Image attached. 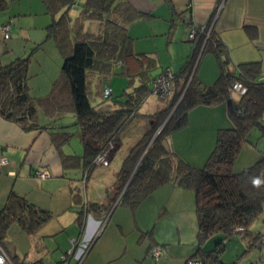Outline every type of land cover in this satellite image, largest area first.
I'll return each instance as SVG.
<instances>
[{
	"label": "crops",
	"instance_id": "0c3cea01",
	"mask_svg": "<svg viewBox=\"0 0 264 264\" xmlns=\"http://www.w3.org/2000/svg\"><path fill=\"white\" fill-rule=\"evenodd\" d=\"M127 1L140 13L127 26L132 55L125 57V69L120 73L126 75L131 88L122 87L121 91H113V95L132 91L140 82L139 72L145 71L149 77L165 68L181 72L192 60L194 45L188 39L192 21L205 24L207 30L215 32L227 54L230 70L236 71L242 62L259 61L258 78L264 80V0H224L218 13L217 6L222 0ZM9 61L4 62L0 54V64ZM194 70L203 84H212L221 72L217 54L210 50L199 53ZM113 75L103 78L101 87L108 85ZM97 87L93 81L94 104L104 100L96 93ZM150 95L141 104L139 114L121 131L108 163L92 168L84 184L80 183L84 173V149L79 126L74 121L81 151L66 146L71 138L57 148L46 129L24 130L0 115V155L7 158V163L0 167V209L13 190L51 213V217L33 232L25 231L16 222L9 225L0 244L14 264L24 261L56 264L74 238L88 249L79 261L75 256L70 257L68 264H185L199 250L214 248L219 239L223 244L220 255L223 263L245 264V257L255 246L243 254L249 238L241 233L227 237L218 233L203 241L198 239L194 190L179 184L171 175L133 204L120 200L124 188L123 185L119 188L123 181L120 171L129 148L152 123L150 114L164 107L153 98L150 101ZM237 98L238 94L232 93L233 101ZM147 101L152 103L146 104ZM111 106L119 105L112 103ZM68 114L72 115L70 112L62 114L57 123L66 125L61 121ZM38 119L46 123L52 117L42 110ZM231 124L226 101L198 104L189 109L184 125L165 138L168 149L163 147L173 157H179L191 166L202 167L214 147L217 129ZM249 131L240 149V152L243 149L247 152L244 167L257 161L260 152L261 156L264 154V149L259 152L256 147L264 130L255 136L249 135ZM63 156L72 160L64 164ZM116 156V169H110L108 166ZM36 169H46L50 176L39 178L34 174ZM12 230L23 235L29 245L26 247L25 243L18 241L21 244L18 246L11 241L9 233ZM250 233L262 234L252 229ZM155 246L162 249L158 259L150 254Z\"/></svg>",
	"mask_w": 264,
	"mask_h": 264
},
{
	"label": "trees",
	"instance_id": "16d2710c",
	"mask_svg": "<svg viewBox=\"0 0 264 264\" xmlns=\"http://www.w3.org/2000/svg\"><path fill=\"white\" fill-rule=\"evenodd\" d=\"M41 1L45 12L52 17L46 25L47 35L53 37L62 64L49 91L40 96L31 94L28 83L32 52L0 64V115L24 130L46 129L60 148L73 132L66 128L67 124L57 123L58 119L62 114L72 113L80 130L83 171L87 177L96 165L95 156L109 146L113 148L123 128L139 114L141 104L152 93L151 82L158 73L149 77L145 71L139 72L140 82L132 91L104 96L102 79L123 73L125 57L132 55V40L126 29L140 13L127 0H83L80 11L72 17L69 9L75 0ZM6 6V0H0V9ZM70 32L75 35L72 43L67 42ZM194 43L192 60L181 72L172 71V93L168 98L157 97L165 101L164 107L150 114L152 123L129 148L120 171L123 181L119 188L124 186L120 200L133 204L171 175L179 184L194 190L198 239L203 241L218 233L227 237L241 225L244 229L240 233L249 238L244 254L262 235L251 234L250 225L264 210V155L237 172L233 163L247 132L254 126L264 130V80L258 78L260 62H242L236 71L230 70L223 44L212 29L206 40L200 35ZM201 47L202 52L210 50L218 56L221 72L212 84H203L195 76ZM93 81L98 86L96 93L104 99L99 104L93 101ZM235 81H240L246 90L233 101L231 86ZM110 100L113 102L104 103ZM221 101L228 103L232 124L217 129L214 147L202 167L191 166L165 150L162 140L184 125L189 109ZM112 103L119 106L113 108ZM40 109L52 120L39 122ZM63 160L66 164L72 158L63 156ZM255 180L260 181L258 186ZM50 217L49 210L11 190L0 209V238L13 222L33 232ZM222 250L219 239L214 248L199 250L192 257L199 258L202 264H225L220 260Z\"/></svg>",
	"mask_w": 264,
	"mask_h": 264
},
{
	"label": "rangeland",
	"instance_id": "374dc122",
	"mask_svg": "<svg viewBox=\"0 0 264 264\" xmlns=\"http://www.w3.org/2000/svg\"><path fill=\"white\" fill-rule=\"evenodd\" d=\"M75 1L76 2L74 6H71L69 9V14L72 16H75L77 12L80 11L83 0ZM6 4L7 6L5 8L0 9V25L1 23H8L9 26L7 37L4 36L2 30L0 29V54L2 59L4 62H7L17 55L23 57L32 52L28 66V83L30 85V92L34 96L44 95L49 91L50 84L54 77L57 76L63 61L62 55L59 52L53 37L47 35L46 25L51 21L52 17L48 13H44L45 8L41 0H6ZM74 36V33L70 32L68 34L67 42L72 43L74 41ZM38 42H40L39 45H37ZM33 47L36 48L33 50ZM130 84L131 83L128 81L126 75L122 74H114L108 81V85L113 88L112 91L114 92L121 91L122 87L130 89ZM150 94V101H152L151 98H153L159 105L165 103V101L156 99V96L153 93ZM168 97L169 95L166 98ZM151 103L152 102L147 101L146 104ZM41 112L42 110L40 109L38 114L40 115ZM39 119H41L40 116ZM73 121L74 117L71 114L64 116L63 120L61 121L63 123L69 124L67 128L74 132L66 146L70 147L73 151H81L82 144L79 141V136L77 133L78 129L76 125H74ZM257 132L262 131L259 130L258 127L254 126L251 128V131H249V135L255 136ZM256 147L259 152L261 149H264V134L259 137ZM239 153L240 154H238L237 159L234 161V168L236 171L242 169L244 165H246L243 164L246 163L244 160L245 154L247 155L246 149H243ZM259 157H261V152ZM117 160L118 157L116 156L111 160L108 167L110 169H116L115 165H117ZM108 161L109 158L106 160V162L99 165H105L108 163ZM95 166H97V164ZM80 183L83 184L82 182ZM250 228L252 230L260 231L262 234H264V210H262L258 217L252 221ZM9 236L10 240L16 242V245L18 246L21 245L18 243V241H22L23 244L25 243L24 246L26 247L29 245L26 242L25 237L20 233H17V231L16 233H14L13 230L10 231ZM69 247H71V243ZM249 254L251 255V259H249ZM249 254L245 257V264H264V238H262V241H256L255 247Z\"/></svg>",
	"mask_w": 264,
	"mask_h": 264
},
{
	"label": "built area",
	"instance_id": "2783aa9c",
	"mask_svg": "<svg viewBox=\"0 0 264 264\" xmlns=\"http://www.w3.org/2000/svg\"><path fill=\"white\" fill-rule=\"evenodd\" d=\"M223 1L217 6L218 10L222 7ZM190 29L188 30V39L191 40L193 43L196 42L197 38L200 35H203L205 40L208 37L209 30L206 29L205 24H200L192 21L190 24ZM0 29L2 30L5 37L8 36V30L9 26L8 23L4 24L2 23L0 25ZM195 44V43H194ZM202 50V47L200 51ZM199 51V52H200ZM173 77L172 70L170 68H165L161 72H159L152 80L151 82V91L155 95H157L160 98H166L168 95L172 93V83L171 79ZM232 93L243 94L246 90L245 86L240 81H235L232 86ZM103 95L109 96L112 94V89L109 85L104 84L103 86ZM111 146L108 148L102 150L100 153H98L94 158V163L99 165L101 163L106 162V160L110 157L111 154ZM264 155V154H262ZM7 163V158L5 156L0 155V167ZM34 174L39 178H46L50 176V173L48 170H38L36 169L34 171ZM86 178V171L81 176L80 182L84 184ZM244 227L241 225H238L234 228V233H240L243 231ZM261 238H264V236L261 235ZM260 238V240H261ZM88 249V246L78 242L75 238L71 240V247L61 256V259L57 262V264H68V259L72 256H75L77 258V261H79L86 253ZM152 258L158 259L162 255V249L159 246L152 247L150 252ZM0 264H14L10 257L7 255L5 250L0 244ZM21 264H30L28 261H24ZM185 264H202L201 260L199 258L190 257L185 261Z\"/></svg>",
	"mask_w": 264,
	"mask_h": 264
},
{
	"label": "water",
	"instance_id": "95a60500",
	"mask_svg": "<svg viewBox=\"0 0 264 264\" xmlns=\"http://www.w3.org/2000/svg\"><path fill=\"white\" fill-rule=\"evenodd\" d=\"M201 52H202V50H201L199 53H201ZM162 143H163V146H164L166 149H168V144H167V141H166L165 139L162 140Z\"/></svg>",
	"mask_w": 264,
	"mask_h": 264
},
{
	"label": "clouds",
	"instance_id": "9594fccd",
	"mask_svg": "<svg viewBox=\"0 0 264 264\" xmlns=\"http://www.w3.org/2000/svg\"><path fill=\"white\" fill-rule=\"evenodd\" d=\"M259 183H260L259 180H255V181H254V184L257 185V186L259 185Z\"/></svg>",
	"mask_w": 264,
	"mask_h": 264
}]
</instances>
